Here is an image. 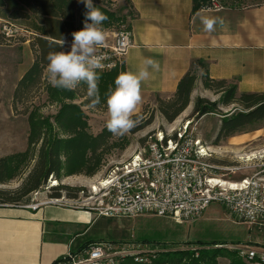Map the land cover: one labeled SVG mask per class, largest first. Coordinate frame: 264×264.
I'll return each mask as SVG.
<instances>
[{
	"label": "rangeland",
	"instance_id": "374dc122",
	"mask_svg": "<svg viewBox=\"0 0 264 264\" xmlns=\"http://www.w3.org/2000/svg\"><path fill=\"white\" fill-rule=\"evenodd\" d=\"M222 1L227 7L232 4L227 2V0ZM263 1L245 0L243 1V6L260 5ZM93 2L95 1L93 0ZM76 3L78 4V12L76 14V25L78 26L80 11H82L84 4L79 2V0ZM101 3L113 9V11L127 8L124 15H128L131 11L129 4L125 2L117 5H109L106 1ZM4 21L19 24L31 31H33L31 29L32 24L38 22L16 0H4V5L0 6V25ZM118 29L116 25L113 28L104 30L112 32ZM33 32L38 34L35 31ZM29 37L31 41L27 43L26 38H17L9 41L0 34V159L20 154L27 150L30 134L29 119L32 113H38L39 117L55 127V134L59 138H66L67 136L55 122V118L59 114L63 103L81 107L88 123V133L94 138L102 136L107 130L105 126L108 118L106 105L90 107L91 99L87 95V86L85 84H82L76 92L60 93L62 99H64L63 102L56 101L53 97L51 89H54V87L48 83L45 68L42 69L40 74L30 79L25 85H22L24 77L35 65L39 55L36 37ZM199 78L201 79L196 86L188 109L174 123H169L161 114L160 103L171 102L175 96H153L151 99L143 100L133 116V119L138 120L136 127L122 137L106 135L107 137L103 140V145L98 152L102 156L101 168L94 175L90 176L84 172L72 176L63 174L60 180L51 177L48 184L39 192L50 193L52 187L64 185L85 189L86 195H83V198H85L89 193H92L93 187H99V183L112 167L125 162L136 151L145 146V138L149 133L175 127L181 121L188 119L194 122L199 121L197 126L198 135L212 151H215L214 163L220 167L234 169L229 175L231 181L239 182L247 178L256 177V179L261 180L264 186V124L258 130L238 134L222 142L221 145L215 146L216 133L220 125L219 115L212 114L198 120L196 117H192V113L198 98H205L215 102L220 99V95H216L213 91L205 88L201 74H199ZM68 95L72 99H65ZM230 110L232 109H221L223 113H227ZM151 117L153 122L144 127ZM26 176L27 173L22 174L8 185L0 186V188L16 190L23 183ZM63 197L68 199L65 194ZM111 223L116 228H120V237H117L119 235H114L111 231L107 235H101L104 240L113 241L120 238V241L114 243L147 244L151 249L161 251L159 252L158 261L162 258H160L162 254L167 253L180 252V255H182L183 253L191 252L196 254L201 251L200 245L197 244L198 242L228 244V246L216 247L225 248L227 251H229L228 247L235 245V243L264 250V226L239 224L226 209L217 204L211 205L202 219L195 223L178 224L170 219L153 216L135 219H115ZM102 225L105 226L106 224ZM98 229L99 227L95 229L94 233L98 232ZM229 253L231 254V252ZM229 257H220L217 261L219 264H231ZM188 258L190 257L177 258L174 261L171 260L170 264H188ZM242 260L245 264H264L259 261L249 262L245 259ZM166 262H169L168 259ZM126 264H133V262L127 261Z\"/></svg>",
	"mask_w": 264,
	"mask_h": 264
},
{
	"label": "built area",
	"instance_id": "2783aa9c",
	"mask_svg": "<svg viewBox=\"0 0 264 264\" xmlns=\"http://www.w3.org/2000/svg\"><path fill=\"white\" fill-rule=\"evenodd\" d=\"M202 10L222 11L220 0H205ZM105 46L97 49L105 68L100 74L120 69L134 46V34L128 25L106 32ZM0 34L6 40L38 37L25 27L4 21ZM71 42H68L70 46ZM68 46V47H69ZM99 71V70H98ZM83 83L75 90L76 92ZM199 121H181L175 127L149 133L145 146L128 160L111 168L92 193L82 192L77 199L50 198V193L36 192L24 206L37 211L46 206L85 210L96 219H135L144 216L165 218L181 223H195L208 208L217 204L226 209L237 223L264 226V186L261 180L247 178L233 182L234 169L214 163L216 156L198 135ZM246 261L264 263V250L233 245L228 247ZM159 252L141 243L96 242L77 251H69L54 264H154ZM165 253V252H163Z\"/></svg>",
	"mask_w": 264,
	"mask_h": 264
},
{
	"label": "crops",
	"instance_id": "0c3cea01",
	"mask_svg": "<svg viewBox=\"0 0 264 264\" xmlns=\"http://www.w3.org/2000/svg\"><path fill=\"white\" fill-rule=\"evenodd\" d=\"M94 1L129 2L135 11L131 21L134 46L120 69L135 73L146 58L159 62V70L149 68L150 77L142 82V101L174 97L195 61L207 65L212 80H236L240 93H264V1L236 8L229 4L218 12H195L194 0ZM201 17H221L224 25L206 32ZM111 221L96 219L89 211L57 206L37 211L0 207V264H54L69 251L77 252L91 243L118 242L120 238L108 241L101 237L111 231L120 237V228Z\"/></svg>",
	"mask_w": 264,
	"mask_h": 264
},
{
	"label": "trees",
	"instance_id": "16d2710c",
	"mask_svg": "<svg viewBox=\"0 0 264 264\" xmlns=\"http://www.w3.org/2000/svg\"><path fill=\"white\" fill-rule=\"evenodd\" d=\"M16 1L38 20L37 23L32 24L31 29L38 33L35 40L39 55L37 62L23 79L22 85H25L30 79L40 74L42 69L46 68L48 63L46 57L49 52L63 50L62 37H66L68 42H71L73 39L71 33L83 28L84 13L87 9L84 5L77 26V0ZM229 1L236 3L231 4L234 8H236V5L240 7L243 5L242 0ZM107 3L114 5L110 2ZM93 4L108 17L103 22L102 27L104 29L113 28L116 25L118 28L126 25L131 27V21L136 17L135 11L129 2L127 4H129L131 11L128 15H124L127 8L113 11L103 3L93 2ZM206 4L205 0H194V11L201 10ZM3 5L4 0H0V6ZM121 72H124V69L113 73L100 74V103L98 105H106V94L109 88H114V80ZM199 74L203 77L205 88L213 91L216 95H220V99L212 102L205 98H198L194 105L192 117L199 120L212 114L219 115L220 125L214 142L215 146L221 145L222 142L238 134L258 130L264 124V93H240L236 80L218 81L210 79L207 65L203 61L192 63L191 69L180 81L175 98L171 102L160 103V112L169 123H174L188 109ZM51 92L56 101L62 102L64 99H62L60 93H68L67 90L57 88L51 89ZM65 99H72V97L68 95ZM222 108L232 110L223 113ZM29 121L30 134L27 150L0 159V186L8 185L22 174L27 173V176L16 190L0 188V207H24L28 205L32 195L43 189L51 177L60 180L63 174L72 176L84 172L90 176L94 175L101 168L102 156L98 152L103 145V140L106 139V135H112L107 130L98 138L90 135L84 112L81 107L73 104L63 103L59 114L55 118L56 124L67 136L66 138H59L55 134V127L39 117L38 113H32ZM152 122L153 118L151 117L144 127ZM82 192L86 193V190L58 185L50 189V196H48L60 199L65 194L68 199H77ZM197 244L200 245L201 251L196 254L191 252L182 255H180V252L162 254L160 256L162 258L159 261L156 260L155 263L170 264L177 258L188 256L190 257L188 258V264H219L217 260L220 257L228 258L230 256L231 264H245L243 258L237 252L227 251L225 248H216L228 246V244L215 242H198ZM235 245H239V243ZM227 254L229 255L227 256ZM167 259L169 262H166Z\"/></svg>",
	"mask_w": 264,
	"mask_h": 264
},
{
	"label": "clouds",
	"instance_id": "9594fccd",
	"mask_svg": "<svg viewBox=\"0 0 264 264\" xmlns=\"http://www.w3.org/2000/svg\"><path fill=\"white\" fill-rule=\"evenodd\" d=\"M85 5L83 28L71 33L70 46L66 37H62L63 50L49 52L45 72L48 83L57 89L72 91L81 83L87 85V95L91 99L90 107L100 103V72L105 68L103 55L97 49L104 47L106 31L102 27L108 19L93 0H79ZM203 30L214 32L217 26L223 27L221 17H201ZM68 45V50H64ZM149 68L158 71L159 62L146 58L137 72L119 73L114 80V88H109L106 99V128L115 137H122L136 127L138 120L133 119L142 103V82L150 77ZM99 70V71H98Z\"/></svg>",
	"mask_w": 264,
	"mask_h": 264
}]
</instances>
